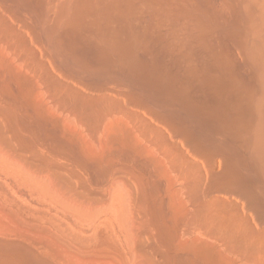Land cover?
Wrapping results in <instances>:
<instances>
[{
    "label": "bare ground",
    "instance_id": "bare-ground-1",
    "mask_svg": "<svg viewBox=\"0 0 264 264\" xmlns=\"http://www.w3.org/2000/svg\"><path fill=\"white\" fill-rule=\"evenodd\" d=\"M0 143L132 221L0 187V264H264V0H0Z\"/></svg>",
    "mask_w": 264,
    "mask_h": 264
},
{
    "label": "rangeland",
    "instance_id": "rangeland-1",
    "mask_svg": "<svg viewBox=\"0 0 264 264\" xmlns=\"http://www.w3.org/2000/svg\"><path fill=\"white\" fill-rule=\"evenodd\" d=\"M1 144V143H0ZM2 145V147L4 146L3 144H1ZM1 147V146H0ZM0 148V158H1V161L3 160V158H6L7 160L6 161H9V162H7V164L6 163H4V161H2V163L4 164V165H0V166H5L6 165V167H0V179H1V181H0V187H1V189H5V192L3 191V192H1V193H3L4 195H6L7 196V194H8V192L9 191H12V192H17V190H18V193H17V195L16 194H14V197L12 196V195H10V193L12 194V192H9V197H11L12 196V199L13 198H15L16 196V198L14 199V200H16L19 204H21L22 206H24L25 208H26V206L25 205H23L22 203H21V201L22 200H25V198L28 200V197H30L29 199H31L29 202L31 203V204H33L32 202L34 201H36V199H37V203L35 204V206L37 205V204H40V203H43V198H45L44 199V205L46 204V203H48V204H46L44 207H45V209H47V210H50V212L51 211H53L52 209H49L47 206H49L50 207V205H52V206H54V205H56V206H58V204L57 203H59V206H60V208L59 207H53V209L56 211V213L58 212V213H60V212H62V211H67V210H72V209H75L76 207L78 208V207H80V206H82V207H80V208H83L82 210L83 211H88V209L89 210H91V211H88L89 213H93V211H95V212H97V211H99V209H98V207L100 206V207H102V204H97L96 203V201L93 199V198H90V197H83L84 195L82 194V193H80V192H78V194L77 193H74V191H72V188L70 187V186H67V184H65V182L64 181H62L61 179H59V178H57L56 176H54V174L52 175V174H50L49 172V174L48 173H46L47 171L46 170H42V177H41V173L39 172V171H35L34 170V168H32L31 166H30V168H32V169H30L28 166H29V163H25L24 164V162L22 161V160H20V158L19 157H17V156H15V155H13V154H11V153H8L10 156L9 157H12V158H9L8 156L7 157H5L7 154L5 153V152H7L8 151V149H7V151H5L6 150V147H3V148ZM5 148V150H3ZM2 151H4V152H2ZM12 155V156H11ZM2 156V157H1ZM8 158H9V160H8ZM5 161V162H6ZM10 161H11V163H10ZM22 161V162H21ZM16 166H15V165ZM22 164V165H21ZM12 165V166H11ZM21 165V166H20ZM31 165V164H30ZM15 166V167H14ZM20 167V168H19ZM21 167H24V168H21ZM25 167H28V168H26L25 169ZM21 169V170H20ZM24 169V170H23ZM27 169H30V170H27ZM28 171H32L31 173L30 172H28ZM27 172V173H26ZM34 172V173H33ZM37 173H39V174H37ZM5 174V175H4ZM27 174V175H26ZM33 174H35L34 176H33ZM44 174V175H43ZM23 175H24V178H23ZM30 175V176H29ZM47 175V176H46ZM6 177V178H3V177ZM8 176V177H7ZM27 176V177H26ZM53 176H54V178H53ZM10 177H12V178H10ZM21 177H22V180H24V181H21ZM29 177V178H28ZM44 179V180H43ZM53 179H58V180H54L53 181ZM12 180H14V181H12ZM62 182H61V181ZM8 181V182H7ZM10 181V182H9ZM58 181V182H57ZM22 182V183H21ZM61 183V184H60ZM8 184V185H7ZM12 184H14V185H12ZM16 184V185H15ZM43 184V185H42ZM4 185V186H3ZM21 185V186H20ZM3 187V188H2ZM17 187V188H16ZM33 187H35V188H33ZM67 187V188H66ZM22 188V189H21ZM25 188H27V189H25ZM42 188V189H41ZM62 188V189H61ZM0 189V190H1ZM8 189V190H7ZM14 189V190H13ZM29 189H30V191H29ZM36 191H35V190ZM54 189V190H53ZM16 190V191H15ZM19 190L21 191V193H25V195H21V193H19ZM37 190H39L40 191V193H37V192H39V191H37ZM53 190V191H52ZM74 190V189H73ZM8 191V192H7ZM33 191V192H32ZM36 193H35V192ZM52 191V192H51ZM55 191H56V194H55ZM64 191H68V192H64ZM76 191V190H75ZM32 192V193H31ZM63 192V193H62ZM46 193H49V194H51V195H49L50 197L48 198V197H46L48 194H46ZM40 194V195H39ZM44 194V195H43ZM62 194V195H61ZM64 194V195H63ZM73 194V195H72ZM79 194H82V197L84 198V200L82 199V197H81V195H79ZM27 195V196H26ZM41 195H42V197H41ZM52 195H53V197H52ZM20 196V197H19ZM41 197V199L39 198H36V197ZM45 196V197H44ZM56 196V197H55ZM77 196V197H76ZM33 197H35V198H33ZM56 198L55 200H58L56 203L54 202V204H53V200H52V198ZM59 197H61V198H59ZM21 198V199H20ZM46 198H47V201H46ZM80 198V199H79ZM86 198V199H85ZM90 198V199H89ZM32 199H34L33 201H32ZM92 199H93V201H95V203L93 202V203H91L92 202ZM20 200V201H19ZM26 200V202H27V204L29 203L28 201ZM40 200V201H39ZM51 200V201H50ZM59 200H61V201H59ZM67 200V201H66ZM86 200V201H85ZM88 200V201H87ZM90 200V201H89ZM69 201V202H68ZM25 202V203H26ZM39 202V203H38ZM52 204H51V203ZM62 202H63V205H62ZM66 204H69V206L67 205V207H65V203ZM83 202H85L86 204H84L83 205ZM24 203V202H23ZM30 203L27 205V208L28 209H30L29 207H32L33 208V206L34 205H31V206H29L30 205ZM80 204V205H79ZM89 204H91L92 205V208L90 209V205ZM95 204V205H94ZM42 206H40V205H37L36 206V208H38V206H40V207H42V208H40V211H41V209H43V204H41ZM70 205L72 206H75L74 208H72V207H70ZM96 205H98L97 207H96ZM29 206V207H28ZM51 206V207H52ZM85 206H89V208L88 207H86L85 208ZM50 207V208H51ZM62 207H65V208H63L62 209ZM97 208V209H95V208ZM99 207V208H100ZM31 208V209H32ZM36 208H33V211H37V209ZM39 208H38V211H39ZM61 209V210H58V209ZM66 208H68L67 210H65ZM94 208V209H93ZM35 209V210H34ZM44 209V210H45ZM102 209L104 210V214L105 215H109L108 217L112 220V219H114V217L117 219L118 217H119V220L121 219V218H123V221L125 220L126 221V225H129V226H126L125 225V223H124V225H123V222H122V224L121 225H117V226H115V224H119L120 222L118 221V219L117 220H113V221H110V219H109V221L113 224V222L115 221H117L116 223L114 222V224L112 225L114 228H115V231H116V229H118L120 226H121V228L122 227H124V226H126L125 228H123V230H122V232H120L121 230H119L118 232H120V234H122L123 236H126V245L125 246H127L128 248H129V246H130V244L129 243H131V240H129V239H131V238H129L128 239V237H127V235L129 236L130 234H131V230H132V227H131V219H130V216H128V215H130V214H128V211L126 210V208H124V210H126L125 212L123 211L122 213H126L127 215L125 216V214H124V216L122 215V213H119V214H121L120 216L118 215V213H117V216H116V213H113V214H110V210H109V212H108V214H107V212H106V210L108 211V209L109 208H105V207H103V208H101V211L100 212H98L99 213V216H100V218L98 219V221H101V217L102 216H104V214L102 213L103 211H102ZM43 210V211H44ZM47 210H45L46 212H48ZM58 210V211H57ZM77 210V209H76ZM81 210V209H80ZM93 210V211H92ZM32 211V210H31ZM112 212H113V210H112ZM52 213H55V212H52ZM91 213V214H92ZM94 214V213H93ZM97 214V213H96ZM96 214H94L95 216H96V218H95V216H93L92 215V217H93V219L91 218V220H94V218L96 219L95 221H97V218L99 217H97V215ZM114 214H115V216H114ZM102 215V216H101ZM3 216V212H2V208L0 207V219H4V217H2ZM122 216V217H121ZM129 217L128 219H130L129 221H127L128 219L127 218H125L124 219V217ZM2 217V218H1ZM106 217V216H105ZM104 217V218H105ZM112 217V218H111ZM102 219H103V217H102ZM127 219V220H126ZM4 221H6V219H4ZM124 221V222H125ZM131 221V222H130ZM119 222V223H118ZM130 222V223H129ZM7 223V222H6ZM96 223V222H95ZM98 223V222H97ZM8 224H10V223H8ZM11 225V224H10ZM12 226V225H11ZM117 227V228H116ZM120 228V229H121ZM126 230H128L127 231V235H126ZM129 230H130V232H129ZM123 232L125 233V235L123 234ZM130 233V234H129ZM129 237H131V235L129 236ZM37 239H39V237H36ZM130 242H129V241ZM123 242V244H125ZM127 244H129V245H127ZM127 247H125V249H127ZM131 247V246H130ZM132 248V247H131ZM130 249V248H129ZM127 251H129V250H126V252ZM132 251V250H131ZM131 253V252H130ZM127 254H129V252H127ZM111 256H112V258H111ZM109 255V256H106V258H104V257H98V259H99V261H102V260H105L104 261V264L107 262L108 264L111 262V264H120V260L119 259H117V261H116V259H115V257H113V255ZM131 256V255H130ZM129 256V259L127 258V260H135V263H137V264H144V260H143V256H141L139 253H134L133 251H132V256H133V258L132 257H130ZM70 257H72V256H70ZM73 257H76V256H73ZM72 257V258H73ZM79 257V256H78ZM78 257H77V259L76 258H74L73 260H71V258H70V262H72L71 264H79V262L81 261V259L79 260L78 259ZM96 258V260H97V257H95ZM102 258V259H101ZM110 258V259H109ZM68 260H69V258H68ZM77 260H78V263H77ZM131 260L127 263V264H131ZM83 261V260H82ZM81 261V262H82ZM99 261L97 260V262L99 263ZM113 261H114V263H113ZM116 261V262H115ZM96 261H95V263L96 264H98ZM106 263V264H107ZM80 264H82V263H80ZM100 264H103V262L101 263L100 262ZM132 264H134V261L132 262Z\"/></svg>",
    "mask_w": 264,
    "mask_h": 264
}]
</instances>
